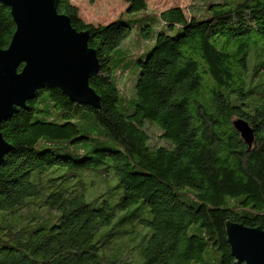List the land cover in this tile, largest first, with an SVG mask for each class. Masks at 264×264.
Here are the masks:
<instances>
[{"label":"trees","instance_id":"16d2710c","mask_svg":"<svg viewBox=\"0 0 264 264\" xmlns=\"http://www.w3.org/2000/svg\"><path fill=\"white\" fill-rule=\"evenodd\" d=\"M122 1L137 18L95 27L55 0L90 34L100 106L43 89L1 124L0 264H233L226 224L264 230V0H192L188 17ZM133 28L152 48L112 66ZM14 31L0 4V49ZM133 67L129 106L115 74ZM92 175L116 178V202L86 201Z\"/></svg>","mask_w":264,"mask_h":264},{"label":"water","instance_id":"95a60500","mask_svg":"<svg viewBox=\"0 0 264 264\" xmlns=\"http://www.w3.org/2000/svg\"><path fill=\"white\" fill-rule=\"evenodd\" d=\"M15 24L9 46L0 49V167L12 150L1 124L37 98L43 89H58L71 102L98 109L100 97L89 86L99 71L96 52L88 46V31H76L59 14L55 0H0ZM21 69H19V67ZM235 131L250 147L254 130L241 119ZM227 243L233 264H264V230L228 222Z\"/></svg>","mask_w":264,"mask_h":264},{"label":"rangeland","instance_id":"374dc122","mask_svg":"<svg viewBox=\"0 0 264 264\" xmlns=\"http://www.w3.org/2000/svg\"><path fill=\"white\" fill-rule=\"evenodd\" d=\"M147 4V10L149 12H162L164 10L179 7L181 8L185 15L188 17V10L191 5H193L192 0H145ZM71 4L77 7L78 9V17L85 24H91L95 27L97 26H105L108 25L118 18L122 19V21H127L130 19H135L138 17L137 13H128L127 12V4L122 0H71ZM156 27V26H155ZM171 34H174L172 32ZM154 42L153 40H142L138 39V34L136 30L133 28L131 33L127 36V38L123 41V45L121 47V52H114V61H112L111 65L114 66L117 62L115 59L124 58L125 55H136L138 52H146L149 51ZM116 69H114L115 71ZM117 86L122 93L121 95L125 98L128 105L130 106V100H134L135 98V81H136V70L133 67L131 70H127L124 73H117ZM155 130V129H154ZM63 172H60L61 175ZM82 176V175H81ZM95 179V180H94ZM105 180L101 177L93 176L88 178L87 188H86V201L90 202L93 199L102 196V198H108L112 203L116 202L121 194V190L117 192V197L115 199L111 198L109 192L113 190V188L117 184V180L109 179L105 184L102 181ZM142 229V226H138ZM147 232V229L144 228L140 235L142 236ZM119 254L122 252L119 251Z\"/></svg>","mask_w":264,"mask_h":264}]
</instances>
